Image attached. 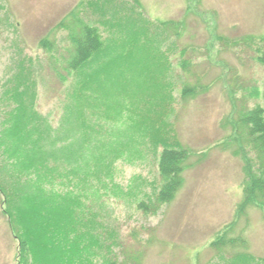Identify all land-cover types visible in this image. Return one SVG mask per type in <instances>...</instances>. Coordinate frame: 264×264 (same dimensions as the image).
<instances>
[{
  "label": "rangeland",
  "instance_id": "obj_1",
  "mask_svg": "<svg viewBox=\"0 0 264 264\" xmlns=\"http://www.w3.org/2000/svg\"><path fill=\"white\" fill-rule=\"evenodd\" d=\"M78 20L109 40L105 57L86 70L100 73L95 90H76L74 78L63 84L50 63L51 57L60 63ZM46 39L61 54L43 49ZM263 56L264 0H0V176L13 185L31 178L24 194L49 195L53 216L32 214L34 227L37 232L44 219L56 225L70 258L78 241L81 259L100 264L108 257L101 246L121 241L123 248L115 244L112 251L125 253L130 264H233L241 254L264 264V207L241 205L248 161L258 170L243 118L264 107ZM24 91L28 114L36 112L49 141L73 143L63 118L74 96L104 129L93 144L85 140L78 165L50 161L54 170L39 187L33 167L14 166L1 144L16 103L11 96ZM90 93L96 101L84 99ZM77 117L82 140L85 125ZM152 127L161 130L158 138L168 130L188 156L173 199L144 212L139 202L162 183ZM63 202L67 215L56 210ZM38 206L19 210L16 234L0 189V264L26 262L34 245L22 215ZM36 252L31 264L42 256Z\"/></svg>",
  "mask_w": 264,
  "mask_h": 264
},
{
  "label": "trees",
  "instance_id": "obj_2",
  "mask_svg": "<svg viewBox=\"0 0 264 264\" xmlns=\"http://www.w3.org/2000/svg\"><path fill=\"white\" fill-rule=\"evenodd\" d=\"M75 26L78 28V31H76L75 28L73 29V32L69 37V46L64 47L61 51L59 46H56L55 44L50 45V42L47 41V39L42 42L41 47L43 49L53 51L54 54L58 51L64 53V56L61 55L60 63L55 61V58L57 57H51L50 62L53 68V73L60 79L61 82H63V84L69 83V81L74 78L78 84L76 86V83L74 82L76 90L80 86L84 91H89L88 89L92 90L93 87L95 90L96 86L102 84L99 79L100 73L98 70H95V72H87L86 70L90 69L92 65L97 64L101 58L103 59L105 57L104 53L108 48L109 40L107 41V39L104 38V34L99 27L89 25L81 20L76 21ZM60 52L57 54H61ZM82 78L84 80H82ZM81 87L79 90H82ZM18 88L19 87H17V89ZM188 90L189 88H185L184 93ZM18 95H20L19 98H22V100H19ZM26 96V91L17 94L16 96H11L16 103L14 104L12 111L9 113V127L5 129V133H2L3 138L1 144L3 147L6 145L5 153L9 155V158L14 157L16 159L15 163H13L14 166L16 164H20L33 167V171L36 172L37 181L39 179L36 187H39V184L41 182L43 183V180L47 179V174L50 170H54L53 166L52 169L51 166H49L50 161L52 162L53 159H55V162L62 161L64 163H68L69 165H78L80 161L79 159H84L85 140L87 139L89 143H92L91 138L93 136L95 139L99 138V136H101L104 132V129L102 126H98L91 121L94 113L89 111H87L90 116V119L88 120L85 116L81 103L77 102L76 97L74 96L72 99L74 101V105L70 104L65 107L66 111L63 118L65 119V124L71 126V132H68L71 133L69 140L73 143H67L66 141L65 144L59 145L55 140L49 141V136L45 137L43 132L40 131V126L35 123V120L38 118L36 112L28 114L27 104L23 101ZM80 98H82V96H80ZM84 99L97 100L92 93L86 94V98L84 97ZM28 105L31 109L33 107V101ZM90 111H93V108H91ZM75 114L80 117H77L80 127L81 125H85V132L81 133L82 140L79 134H76V130L78 129L74 128V126H77ZM243 119L245 125L248 127L249 136L252 139L253 147L256 151L258 170L257 172H254V165L252 161L249 160L247 167L245 168L248 179L243 185V203L241 205L254 203L255 205L264 207V107L261 105L255 106L244 116ZM156 132H161V130L159 128L152 127L148 133L152 139L151 144L154 152L156 153L161 149V152L158 155V172L162 183L160 186L154 187V194L152 197L142 199L139 202L138 207L144 212L157 211L162 205L167 204L173 199L182 183V163L188 156L186 151L179 148V145L175 142L174 138L169 136L168 130L161 138H158ZM75 134L76 136H74ZM83 134L86 138H84ZM34 136H36V139L32 140ZM25 146H27L28 149H25ZM95 148L97 147H93L92 150ZM100 150L104 151L102 148L98 151ZM104 157L105 156L102 157L100 155L98 160L100 161ZM99 161L97 162L99 163ZM9 179L11 178L5 175L2 177L0 176V189L8 205L10 218L12 219V228L14 232L16 231V234L18 233L17 220L20 217L19 214H23V212L21 213L20 211H23L24 207H29L34 203H38L39 205V209L36 213L35 211L34 213H30L32 211L31 210L26 211L24 216L22 215V217L25 218L26 223L30 226V240L36 248L35 249L32 245L29 247L30 254L24 264L32 263L31 255L33 251L36 255V251L42 255L40 260L37 258L38 260H36V264H91L89 262L87 263L84 259H81V252L83 249L78 245V241L76 242V246L71 249L74 256L70 258L67 253V255H64V252H66V248H64L65 242H63V240H58V237H61L60 235L63 233L55 227L56 225H52L49 220L44 219V225L40 223L38 225L39 232H36L34 223L35 220L38 221V218H35L37 214L42 216L44 214L47 217L53 216L51 210L49 209H51L54 204H52L50 200H47L50 199L48 198L49 195L41 192V190L39 192H34V189H30L31 191L28 194H24V189L26 187L32 188L33 186V184L30 183L32 181L31 178L26 181H24V179H19L15 185H13L12 182L9 183ZM11 185L18 188L15 193H13ZM37 195H42L46 199H42L41 201L39 200L41 199V196L37 197ZM66 205V202H63L56 207V210L62 212L63 208L62 213L65 212L67 215ZM32 214H36V216ZM74 231H76L75 225H72L70 232L72 233ZM52 239H54V242H52ZM219 242L220 243L218 244L224 245L226 243V239L222 238ZM237 242L239 241L237 240ZM121 243L122 242L119 241L109 245L105 244L103 247L101 246L102 250L106 251L105 253L108 257H105L103 262L100 264H130L126 259L127 255L125 258V253L119 254L116 253V251H112L115 244L116 248H120L122 246ZM233 243H235L234 240ZM23 246L27 249L28 244L26 246L24 243ZM122 254H124V260L121 262L120 259ZM234 260L235 262H233V264H250L249 257L245 254L235 256Z\"/></svg>",
  "mask_w": 264,
  "mask_h": 264
}]
</instances>
